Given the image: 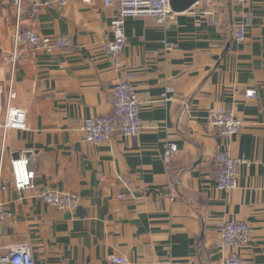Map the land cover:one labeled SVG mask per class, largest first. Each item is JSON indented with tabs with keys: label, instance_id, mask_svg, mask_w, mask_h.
<instances>
[{
	"label": "crops",
	"instance_id": "obj_1",
	"mask_svg": "<svg viewBox=\"0 0 264 264\" xmlns=\"http://www.w3.org/2000/svg\"><path fill=\"white\" fill-rule=\"evenodd\" d=\"M166 25L152 18L126 23L127 47L118 69L103 45L113 40L118 9L103 0H70L64 7L23 0V27L65 36L70 46L48 53L22 47L14 73L13 0H0L1 194L10 218L1 245L28 243L35 264H223L217 224L245 222L249 246L240 255L264 264V0H178ZM38 7L33 17L32 10ZM238 26L246 38L236 40ZM132 76L141 102L136 138L85 141L86 119L109 114L117 83ZM13 81V82H11ZM11 106L25 111L27 129L5 130ZM257 90L256 99L246 92ZM166 95L167 101L162 97ZM235 108L242 132L224 139L209 111ZM171 144L178 153L167 163ZM229 150L240 165L238 188H217L214 158ZM36 172L35 187L15 189L12 162ZM73 193L74 212L44 205V190Z\"/></svg>",
	"mask_w": 264,
	"mask_h": 264
},
{
	"label": "built area",
	"instance_id": "obj_2",
	"mask_svg": "<svg viewBox=\"0 0 264 264\" xmlns=\"http://www.w3.org/2000/svg\"><path fill=\"white\" fill-rule=\"evenodd\" d=\"M237 1L241 3L245 0ZM69 2L70 0H46L47 5L58 7H64ZM103 3L106 7L114 6L118 9L117 17L112 20L110 25L114 38L105 41L103 45L106 57L113 60L118 69L122 67L121 58L127 47L125 27L129 19L152 18L157 23L166 25L173 16L177 15L172 9L171 0H103ZM13 5L16 11L14 50L5 59L12 73L18 66L22 47H30L32 50L41 48L52 53L55 49L70 46V40L65 36L50 38L41 36L33 26L23 27V0H13ZM38 12V7H34L32 16L35 17ZM235 37L239 42L245 40L244 26L237 27ZM113 96V109L109 114L86 119L83 122L81 131L84 139L92 145L107 143L117 134L136 138L141 131V102L132 84L131 75H127L125 79L117 83ZM257 96L258 92L255 89L246 92V97L249 99H256ZM15 97L13 85H11L3 127L5 130L24 131L27 129V116L24 110L11 106V101ZM162 99L168 100L166 95ZM209 119L211 124L219 129L220 135L224 139H231L239 135L244 126L233 107L212 109L209 111ZM177 153L178 146L171 144L165 155L166 162L169 163ZM214 164L217 170V188L221 191H232L238 188L240 165L248 164V161L236 158L229 150H224L216 154ZM36 178V172L30 168L28 158L21 157L12 162V182L16 190L25 191L34 188ZM7 191L8 186L3 182L0 167V224L6 223L10 218L7 206L1 199V194ZM38 198L47 207L71 213L77 209L80 203V198L76 194L50 189L38 193ZM217 227L220 233L219 245L227 255L223 264H248L240 252L251 242L250 227L241 221H222L217 224ZM112 260L118 264L127 262L125 258L119 257H113ZM0 264H35L31 245L23 243L4 248L0 239ZM168 264L178 263L170 262Z\"/></svg>",
	"mask_w": 264,
	"mask_h": 264
},
{
	"label": "water",
	"instance_id": "obj_3",
	"mask_svg": "<svg viewBox=\"0 0 264 264\" xmlns=\"http://www.w3.org/2000/svg\"><path fill=\"white\" fill-rule=\"evenodd\" d=\"M176 1H178V0H171L172 9H173L175 12H180V11H182V10H185L186 8L188 9V7L184 8V9H179L178 7L175 6Z\"/></svg>",
	"mask_w": 264,
	"mask_h": 264
},
{
	"label": "bare ground",
	"instance_id": "obj_4",
	"mask_svg": "<svg viewBox=\"0 0 264 264\" xmlns=\"http://www.w3.org/2000/svg\"><path fill=\"white\" fill-rule=\"evenodd\" d=\"M174 11V10H173ZM175 12V11H174Z\"/></svg>",
	"mask_w": 264,
	"mask_h": 264
}]
</instances>
